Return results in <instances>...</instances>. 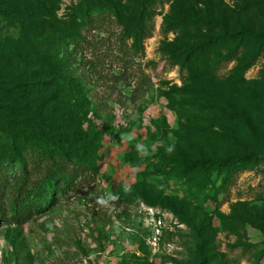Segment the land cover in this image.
<instances>
[{
	"label": "rangeland",
	"instance_id": "374dc122",
	"mask_svg": "<svg viewBox=\"0 0 264 264\" xmlns=\"http://www.w3.org/2000/svg\"><path fill=\"white\" fill-rule=\"evenodd\" d=\"M44 5L0 0V145L14 125L41 130L91 171L42 212L0 223V264H264V0L162 1L144 39L124 38L127 67L104 59L126 78L103 80L112 94L67 97L41 46L18 39ZM49 11L68 21L72 6ZM230 161L238 169H217Z\"/></svg>",
	"mask_w": 264,
	"mask_h": 264
},
{
	"label": "trees",
	"instance_id": "16d2710c",
	"mask_svg": "<svg viewBox=\"0 0 264 264\" xmlns=\"http://www.w3.org/2000/svg\"><path fill=\"white\" fill-rule=\"evenodd\" d=\"M45 1L48 7L43 6L44 13L36 6L28 28L17 35L19 42L32 40L33 48L41 46L47 61L42 65L43 72L52 82H58L60 96L67 97L101 92L112 94L110 88L103 86V80L113 77L109 75L126 78L120 69L115 72L117 67L104 59L113 58L120 68H126L130 58L125 39H144L151 29L150 13L165 0H126L128 3L124 7L122 0L115 5L110 0H68L72 6L68 21L58 20L49 11V7H56L61 0ZM131 17L135 21L134 32L129 28ZM124 24L122 34H115V27ZM101 30L108 38L96 40L94 32ZM112 37L114 44H110ZM244 47L239 44L234 53L239 56ZM74 65L81 73L76 80H71ZM91 77L96 78L95 82L89 80ZM73 98L71 102L77 103L79 98ZM78 102L84 103L82 99ZM0 109L8 111L7 107L0 106ZM13 127L16 132L7 134V140L0 145V223L5 224H20L26 217L42 212L91 171L78 156L69 157L51 141L41 138V130H33L37 136H32L19 126ZM19 130L22 134L16 135ZM237 166L238 162L232 161L216 164L222 171L238 169ZM8 189L13 197L9 210L2 204L3 191Z\"/></svg>",
	"mask_w": 264,
	"mask_h": 264
},
{
	"label": "clouds",
	"instance_id": "9594fccd",
	"mask_svg": "<svg viewBox=\"0 0 264 264\" xmlns=\"http://www.w3.org/2000/svg\"><path fill=\"white\" fill-rule=\"evenodd\" d=\"M169 151H171V149H169ZM100 202H101V203H103V201H102V200H101Z\"/></svg>",
	"mask_w": 264,
	"mask_h": 264
}]
</instances>
